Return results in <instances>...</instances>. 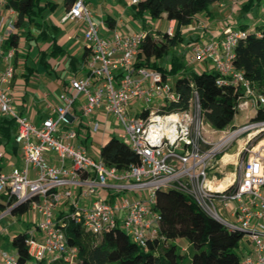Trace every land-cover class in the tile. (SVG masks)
Returning a JSON list of instances; mask_svg holds the SVG:
<instances>
[{"label":"built area","instance_id":"2783aa9c","mask_svg":"<svg viewBox=\"0 0 264 264\" xmlns=\"http://www.w3.org/2000/svg\"><path fill=\"white\" fill-rule=\"evenodd\" d=\"M0 8H5V0H0ZM61 21L84 23L87 72L70 77L61 102L47 105L50 111L40 126L15 106L11 87L15 48L6 52V65L0 70V113L15 119V141L24 159L23 167L0 171V193L14 197V204L29 202L40 217L26 238L31 261L64 258L75 263L78 249L68 244L64 229L69 217L96 235L122 224L132 239L145 245L158 235L156 192L176 189L229 229L241 231V264H264V145L256 148L258 137L264 138V118L217 129L205 119L196 92L187 108L166 111L163 107L175 98L173 78L137 62L145 31L128 33L95 22L86 0H72ZM8 25L15 29L13 21ZM173 31L172 26L165 30L169 35ZM245 35L244 29L228 25L219 39L194 43L186 58L188 64L209 60L220 74L218 82L226 78L240 87L239 109L264 104V93L234 63L235 46ZM5 39L0 31V44ZM80 98L81 117L87 118L92 132L100 129V121L92 120L94 112L106 106V113L122 126L119 138L139 155L138 163L119 169L106 164L101 153L95 159L76 144L79 134L69 124ZM61 123L67 125L64 131ZM239 138L245 139L239 145L234 176L220 187V178H210L209 171L220 172L222 157ZM3 156L0 149V159ZM111 187L119 193L115 201L103 196ZM64 198L68 209L57 214ZM12 206L4 212L11 213ZM187 247L185 243L181 249ZM16 258V252L0 249V264H16Z\"/></svg>","mask_w":264,"mask_h":264},{"label":"trees","instance_id":"16d2710c","mask_svg":"<svg viewBox=\"0 0 264 264\" xmlns=\"http://www.w3.org/2000/svg\"><path fill=\"white\" fill-rule=\"evenodd\" d=\"M71 1L63 0V4L67 6ZM217 1L220 0H138L131 4V8L135 18H144L147 13L153 19L165 15L167 20H175L172 35L166 32L156 35L147 31L137 55L138 64L160 69L173 78L175 98L170 99L163 109L170 111L187 108L196 92L205 119L217 129H226L239 110L238 104L243 94L240 87L226 78L218 82L220 74L215 68L188 70L183 55L173 54L169 70L159 63V59L182 40V28L188 26L197 13L208 10ZM58 4L57 0H5V8L16 12L14 25L21 30L11 33L6 44L15 46L20 38H42L49 46L38 51V60L48 67V52L55 56L64 53V47L58 42L60 27L46 22L47 13L54 11ZM107 20L113 25L114 20ZM240 28L246 31V35L235 46L234 63L243 70L257 90L264 93V23L253 28L241 24ZM88 53L85 47L82 63L86 61ZM77 60L72 57L70 66L76 68ZM25 67H29L27 63ZM27 74L25 76L28 77ZM262 118L264 104L258 105L255 114L249 119ZM14 120L9 116L0 117V142L12 140ZM261 138L258 137V140ZM101 157L106 164L119 169H126L130 164L140 161L139 155L116 136H112L110 142L102 146ZM4 200L0 202V210L12 205L13 214L22 215L29 210V202L14 204V197L8 195ZM154 208L159 213L158 235L148 239L145 245L132 239L120 225L96 235L75 218H65L68 244L78 249V257L72 264H241V231L229 229L220 220L207 214L185 192L176 189L158 190ZM60 217L58 215L57 219ZM27 236V232H18L13 236L16 264H35L28 251ZM179 240L187 244L189 258L187 251L181 249ZM37 264L70 263L64 258H55Z\"/></svg>","mask_w":264,"mask_h":264},{"label":"crops","instance_id":"0c3cea01","mask_svg":"<svg viewBox=\"0 0 264 264\" xmlns=\"http://www.w3.org/2000/svg\"><path fill=\"white\" fill-rule=\"evenodd\" d=\"M239 2H244V4L246 5L247 3L254 2V0H220V1H217L211 4L208 10L197 13L194 16L192 22L188 26L182 28V32L195 31L198 27L204 28V29L211 28L210 30L211 40L219 39L222 36V33H219V31L223 27L225 28L226 26L231 25V23H234L235 21L238 22L235 16H236V11L238 9L237 6ZM58 3L59 4L62 3V13H61V16H62L65 5L63 4V0H61V2L59 0ZM61 16L57 18L58 19L57 26L61 27V30H62V31L60 30L58 34L59 35L58 42L64 47V53L61 54L62 55L61 59L57 61L56 59H53V61L49 60L48 67L44 66L45 72H43L44 74V77H42L43 80H39L38 82L31 83L29 81L30 78L25 76V72L23 71L21 74H23L25 77L19 80L18 73L17 71H15V77L11 82L14 102H15V106L17 110L21 112L22 114L27 115L32 120V122L37 126H40L42 124L43 119L47 117L49 114L50 109L48 108L47 105L49 103L57 104L61 102L60 95L68 87L70 77L73 76L74 74L83 75V74H86L87 72V69L85 67V62L82 63V59H81L84 53L85 47H86V42H85L83 33H81L83 30L78 31L76 29L78 25H80V23L71 21L72 23L75 24L74 28L69 29L66 26L65 28H63L62 24L66 23L67 21L62 22ZM2 18H3V21L0 23V31L4 33L7 39L11 33L17 31L16 30L17 27H15V29H11L8 25L11 21L14 22L16 20V12L14 13L6 8H0V19ZM108 18L114 20L113 25L109 24L107 20ZM158 20L159 21L157 23V27L154 30L141 27L140 29L135 30V31H145V32L149 31L157 35L158 33L165 32V30L169 26H172L173 28H175V20H167L165 18V15L158 18ZM123 22L124 21L122 17L117 19L111 16L110 14H107L104 17V20L101 21L100 23H104L108 25L110 28H119V26ZM263 23L264 21L256 22L255 26L259 24H263ZM81 25L84 27V23H81ZM200 37H201V34L191 35V38H192L191 48L193 44L196 43V41L198 42V39ZM6 39L2 44H0V70L3 69L6 65V61L4 57L6 52L11 48L16 49L14 45L10 46L9 44H6ZM21 40L22 38H20L18 41L20 42ZM18 46L19 48H21L20 45ZM48 46L49 44L45 43L43 47H38V49L39 50L46 49L48 48ZM38 49L36 53L37 58L39 56ZM20 54L21 52L19 49V52L13 58V63L16 67V70H17V63H18V58ZM72 57H75L79 60V61L77 60L78 63H77L76 68H73L70 66V60ZM185 57L187 58V54ZM87 58H88V55H87ZM24 61H25L24 64L26 65V60ZM185 65L188 70L200 71V70L213 69V66L211 65L209 60H203L200 62L198 61L192 64H188L186 60ZM64 71H66V75H63ZM81 103H82V98H80L76 102L72 110L73 116L71 117V119H72V122H74V124H76L77 127H80L82 125L85 128L84 131L82 130L80 131L79 128L77 129L79 136H78V140L76 141V144L83 146L87 150L88 154H90L91 149H95V147L98 149L99 147L101 148L102 147L101 145L106 141V138L112 137L115 134L108 133L107 131H105L104 128H100L98 131L95 132L97 134L96 136L97 138L95 139V141H93V143H91L92 146L88 144L89 142L88 139L90 137V134H92L91 133L92 131L89 128L88 121L86 122V124H84L83 122L84 117H81V110H80ZM105 111H106V106L102 105L100 108H98L94 112L92 116V120H99L100 126H101V122H104V125H105L107 119L111 115V114L106 113ZM255 112H256V108H255ZM2 116L7 117L6 115H2L0 113V117ZM66 126L67 125H65L64 123H61L59 126L60 130L64 131L65 128H67ZM12 131H13V136H12L11 141L7 143H4L5 141L0 142V149L4 151V156L0 159V167H1L0 171L2 172H8L14 166H17L20 168L24 166V159H23L21 150L19 148V145L17 144V142H14L15 134L17 131V123L15 120L12 125ZM98 143L100 144V146ZM238 153L239 151L236 152L235 155H231L227 159H225L224 156L222 157L219 173L226 171L225 169L227 167H230V166L235 167L234 157L238 155ZM226 154L230 155V153H226ZM234 170L235 169H233L231 172L229 171L227 174L223 175L220 178V181L225 180L224 185L226 182L231 180V178H233ZM103 196H105V198L108 201H115L119 199V193L113 187L108 188L105 192H103ZM5 197H7V195L0 193V202H5L4 200ZM68 205H69L68 199L66 198L62 199L56 207V213L57 214L63 213L64 211L68 209ZM4 211L5 209L0 210V249H4L2 248L3 240H7L10 238L12 242L13 236L17 234L18 232H27L28 234L30 231L27 228L30 226H35L36 222L40 219L39 215L35 214L29 208L28 211H31L33 215L30 216L26 220L24 219V225L27 226V228L23 226L25 230H22L21 229L22 226L20 225L19 222H20V219L25 218L24 216L26 215V213H28V211L22 215L13 214V213H5ZM9 216H11L12 219H10Z\"/></svg>","mask_w":264,"mask_h":264},{"label":"rangeland","instance_id":"374dc122","mask_svg":"<svg viewBox=\"0 0 264 264\" xmlns=\"http://www.w3.org/2000/svg\"><path fill=\"white\" fill-rule=\"evenodd\" d=\"M86 1L88 2L89 6H90L92 19L95 22L100 23L101 21L104 20V17L107 14H110L111 16H113L117 19L122 17L124 22L119 26V28L125 32H128V33L133 32L135 30H138L141 27H145L147 29H153L154 30L157 27V23L159 21L158 19L151 18L147 13H145L144 18L143 17H136L135 18L133 11H132V8H131V0H86ZM60 2H61V0H60ZM237 8L238 9L236 11L235 18L238 22L235 21L234 23H231V25H229L231 27L240 28L241 24L243 23L248 28H251V27L255 26L256 22L264 21V0H254V3L251 5H245L244 2H239ZM61 13H62V3L58 4L57 8L54 11H50L47 13L46 22H48L51 25L52 24L58 25V19L57 18L61 16ZM65 26L68 27L69 29H71V28H74L75 24L72 23L71 21H67L66 23L62 24L63 28H65ZM76 29L78 31H82L83 26L80 24V25H78V27ZM16 30L21 31L19 29V27H17ZM60 30H61V27H60ZM210 30H211V28L210 29L209 28L204 29V28L198 27L195 31L183 32L182 40L179 41L176 45L172 46L169 49L168 53L159 59V63L162 64L164 67H166L167 70H169V68L171 66V58H172L174 53L178 54V55H183L185 63H186V57L185 56L187 53H189V50L191 48V41H192L191 35L201 34V37L198 39V42H200V43L210 41L211 40ZM223 30H224V27L219 31V33H222ZM6 34H8V33H6ZM106 34H109V33H106ZM44 44H45V41L42 38H38L36 40L35 39L26 40V39L22 38V40L20 42L17 41V43L15 44L16 50H15L14 57L16 56V54L19 52V49H20L21 54L19 55V58H18L17 70L15 67V71H17V73H18V79L19 80L23 79L25 77L23 74H21L22 71L25 73L26 72L29 73L27 75L30 78L29 81L31 83L38 82L39 80H43V78H42V77H44L43 72H45L44 65L41 64V62L38 60L36 53H37L38 47H43ZM18 45H20L21 48H19ZM46 57L48 60L53 61V59H56V61H57V60L61 59L62 55L55 56L53 53L48 52L46 54ZM24 60H26L27 65L29 67H32V68L25 67V64H24L25 61ZM195 66H196V64H195ZM63 75H66V71L63 72ZM14 77H15V74H14ZM157 102H159V101H156V103ZM143 105H146V104H143ZM251 106L252 105H249V107H241L238 110V112L235 114L231 125L229 127H227L226 129H229L230 127H233V126H238V125L246 122L250 116H253V114L255 113V107H251ZM154 107H155V105L153 106V108ZM83 122H84V124H86L87 118H84ZM69 127L73 128L75 130H77L79 128L80 131L85 130V128L82 125L80 127H77L76 124H74V122H71L69 124ZM100 128H104L105 131H107L108 133L115 134L113 136H116L118 138H119L118 133L122 130V126L115 122V119L113 118L112 115L109 116L105 125H104V122H101ZM91 133L92 134H90V137L88 139V141H89L88 144H90V145L97 138L96 137L97 134L95 132H91ZM244 137H246V136H244ZM111 138L112 137H107L106 141L101 146H104L105 144L110 142ZM244 139L245 138H243V139L239 138L236 142H234L230 146V149L227 151V153H230V155H235V153L239 151V145L243 142ZM99 146H100V144H99ZM101 149H102V147L101 148L99 147V149L95 147V149H91L90 154L91 155L93 154L92 156L95 159H98L100 156V153H101ZM239 159H240V155L238 154L234 157L235 163L237 161H239ZM233 169H236V167H233V166L227 167L225 169L226 171H223L222 173H214L213 170H210L209 171V177L213 178V175H215L216 178H221L223 175L227 174L229 171L231 172ZM32 215H33L32 212L28 211V213H26V215L24 216L25 218L20 219V222H19L20 225L22 227L25 226L24 225V219L26 220ZM9 217H10V219H12L11 216H9ZM121 226H122V224H121ZM22 227H21V229L25 230V228L24 227L22 228ZM25 227L27 228V226H25ZM34 227L35 226H30L27 229L29 231H32L34 229ZM184 245H185L184 242L180 243V247H182V246L184 247ZM2 246H3L2 248L6 249L9 252L15 251V248L12 245L10 238L7 240H3ZM187 249L185 251H187L186 252L187 258H189V253H188Z\"/></svg>","mask_w":264,"mask_h":264},{"label":"bare ground","instance_id":"6f19581e","mask_svg":"<svg viewBox=\"0 0 264 264\" xmlns=\"http://www.w3.org/2000/svg\"><path fill=\"white\" fill-rule=\"evenodd\" d=\"M263 145H264V138L261 139V140H259V142H258L256 148L259 149V148H261V146H263ZM230 156H231V155L226 154V155H224V158L227 159V158L230 157ZM224 182H225V180H222V181L219 182V183H220V187H222V186L224 185Z\"/></svg>","mask_w":264,"mask_h":264}]
</instances>
